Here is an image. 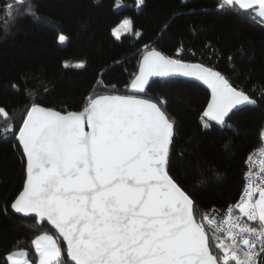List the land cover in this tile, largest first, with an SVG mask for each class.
<instances>
[{
  "label": "snow or ice",
  "instance_id": "1",
  "mask_svg": "<svg viewBox=\"0 0 264 264\" xmlns=\"http://www.w3.org/2000/svg\"><path fill=\"white\" fill-rule=\"evenodd\" d=\"M144 2L135 0V6ZM216 11L264 25V0H217ZM0 13L5 32L17 14L40 19L32 0H5ZM125 33L142 35L133 32L130 18L111 29L117 40ZM181 54V47L173 57L145 46L123 94H90L79 111L43 106L27 88L19 125L0 105L2 142L22 150L24 172L10 204L0 192L4 212L10 207L55 230L31 240L38 264H264V147L256 150L258 159H246L252 167L240 198L222 213H198L194 196L170 172L177 120L166 97L145 94L151 78L202 82L210 91L200 117L204 130L225 127L234 109L258 101L214 67L186 62ZM10 87L20 91L16 83ZM260 136L264 140V130ZM3 259L36 264L24 248Z\"/></svg>",
  "mask_w": 264,
  "mask_h": 264
},
{
  "label": "trees",
  "instance_id": "2",
  "mask_svg": "<svg viewBox=\"0 0 264 264\" xmlns=\"http://www.w3.org/2000/svg\"><path fill=\"white\" fill-rule=\"evenodd\" d=\"M4 2L0 0V6ZM116 2L32 0L39 21L17 14L7 22V32L0 13V105L19 125L28 103L27 88L43 106L78 111L90 94H123L145 46L173 57L181 47L180 59L214 67L258 101L256 106L230 113L227 125L231 127L213 125L204 130L200 117L209 93L202 85L155 79L147 86L145 95L166 97L167 110L177 120L171 175L194 196L198 213H222L244 188L248 154L264 143L260 136L264 25L253 23L247 15L217 12V0H188L187 4L145 0L140 8L135 0H122L121 7ZM124 18L131 19L133 32L140 31V37L126 33L117 40L112 36L111 29ZM61 34L67 37L64 43L58 40ZM77 62L84 67H75ZM12 83L19 85V92L11 89ZM23 178L21 149L11 141L2 142L0 136V192L9 204L22 188ZM4 207L0 199V264L17 248L27 250L30 260L36 258L31 240L55 231L46 222L41 227L33 218L13 213L10 207L5 214Z\"/></svg>",
  "mask_w": 264,
  "mask_h": 264
},
{
  "label": "water",
  "instance_id": "3",
  "mask_svg": "<svg viewBox=\"0 0 264 264\" xmlns=\"http://www.w3.org/2000/svg\"><path fill=\"white\" fill-rule=\"evenodd\" d=\"M142 57V56H141ZM141 59V58H140ZM191 63H195V62H191ZM155 79H160V78H151V80H150V82L151 81H153V80H155ZM180 79H184V80H188V81H192V82H195V83H198V84H200V85H202L207 91H208V93H209V96H210V91L207 89V86L206 85H203L202 84V82H199V81H196V80H194V79H190V78H180ZM101 95H103V94H101ZM206 106V105H205ZM244 107V106H243ZM237 109H239V108H237ZM81 110V109H80ZM234 110H236V109H234ZM233 110V111H234ZM79 111V110H78ZM22 151V150H21ZM18 215H22V214H18ZM23 216V215H22ZM47 223V222H46ZM50 226V225H49ZM51 227V226H50ZM52 228V227H51ZM53 229V228H52ZM54 230V229H53ZM55 231V230H54Z\"/></svg>",
  "mask_w": 264,
  "mask_h": 264
},
{
  "label": "built area",
  "instance_id": "4",
  "mask_svg": "<svg viewBox=\"0 0 264 264\" xmlns=\"http://www.w3.org/2000/svg\"><path fill=\"white\" fill-rule=\"evenodd\" d=\"M261 147H264V143H263L262 145L256 147V148H254V149L248 154V156H249L250 154H253V155H254V159H258L259 157H258V155L256 154V150L259 149V148H261ZM248 156H247V157H248ZM250 167H252V165L247 164V168H248V170H249ZM243 189H244V188H243ZM242 193H243V190H242L240 196L242 195ZM240 196H239V198H240ZM239 198H238V199H239ZM238 199H237V200H238ZM237 200H236V201H237ZM236 201H235V202H236ZM235 202H233V203H235ZM231 204H232V203H231Z\"/></svg>",
  "mask_w": 264,
  "mask_h": 264
},
{
  "label": "crops",
  "instance_id": "5",
  "mask_svg": "<svg viewBox=\"0 0 264 264\" xmlns=\"http://www.w3.org/2000/svg\"><path fill=\"white\" fill-rule=\"evenodd\" d=\"M11 253V252H10ZM9 254V253H8ZM7 254V255H8ZM31 261V260H30ZM36 264H38V254H36Z\"/></svg>",
  "mask_w": 264,
  "mask_h": 264
},
{
  "label": "rangeland",
  "instance_id": "6",
  "mask_svg": "<svg viewBox=\"0 0 264 264\" xmlns=\"http://www.w3.org/2000/svg\"><path fill=\"white\" fill-rule=\"evenodd\" d=\"M126 34V33H125ZM77 63H80V62H77Z\"/></svg>",
  "mask_w": 264,
  "mask_h": 264
}]
</instances>
